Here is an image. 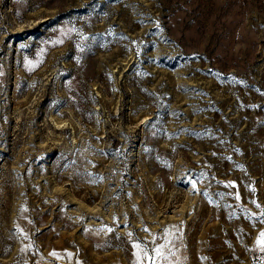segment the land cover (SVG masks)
<instances>
[{"label": "rangeland", "instance_id": "rangeland-1", "mask_svg": "<svg viewBox=\"0 0 264 264\" xmlns=\"http://www.w3.org/2000/svg\"><path fill=\"white\" fill-rule=\"evenodd\" d=\"M261 232L264 0H0V264H264Z\"/></svg>", "mask_w": 264, "mask_h": 264}, {"label": "snow or ice", "instance_id": "snow-or-ice-1", "mask_svg": "<svg viewBox=\"0 0 264 264\" xmlns=\"http://www.w3.org/2000/svg\"><path fill=\"white\" fill-rule=\"evenodd\" d=\"M193 187L195 185L193 184ZM238 198V197H237ZM147 231V229H145ZM153 243H155V239L153 240ZM258 244H264V232L260 233V236L258 237L257 240ZM134 247L140 249V251L143 254V259L148 261L149 264H156V258L160 257L163 258V248L165 245H159L156 247H153L152 249H149L147 245H145L143 248L139 244L134 245ZM150 253H153L154 255H150ZM137 264H141L140 259L138 258Z\"/></svg>", "mask_w": 264, "mask_h": 264}, {"label": "bare ground", "instance_id": "bare-ground-1", "mask_svg": "<svg viewBox=\"0 0 264 264\" xmlns=\"http://www.w3.org/2000/svg\"><path fill=\"white\" fill-rule=\"evenodd\" d=\"M33 205V204H32ZM32 214V213H31ZM35 214V213H34ZM54 216V215H53ZM109 237V236H108ZM96 244V243H95Z\"/></svg>", "mask_w": 264, "mask_h": 264}]
</instances>
